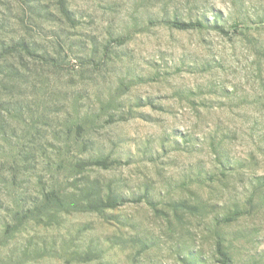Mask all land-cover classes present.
Returning a JSON list of instances; mask_svg holds the SVG:
<instances>
[{"label":"rangeland","instance_id":"1","mask_svg":"<svg viewBox=\"0 0 264 264\" xmlns=\"http://www.w3.org/2000/svg\"><path fill=\"white\" fill-rule=\"evenodd\" d=\"M0 264H264V0H0Z\"/></svg>","mask_w":264,"mask_h":264},{"label":"trees","instance_id":"2","mask_svg":"<svg viewBox=\"0 0 264 264\" xmlns=\"http://www.w3.org/2000/svg\"><path fill=\"white\" fill-rule=\"evenodd\" d=\"M170 25L179 30H187V29H191L194 27L193 24L178 23V22H171ZM198 25L202 27V24H198ZM105 164L106 163L103 161L97 162V165L105 166ZM100 204H101V209H115L116 207L121 205L118 202H115L114 200H111V199L110 201H107V202H104V200H101Z\"/></svg>","mask_w":264,"mask_h":264}]
</instances>
